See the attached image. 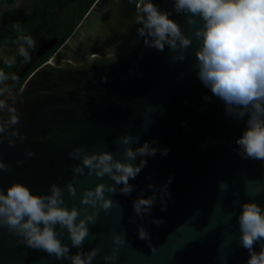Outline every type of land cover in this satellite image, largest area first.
Segmentation results:
<instances>
[{"label":"water","instance_id":"1","mask_svg":"<svg viewBox=\"0 0 264 264\" xmlns=\"http://www.w3.org/2000/svg\"><path fill=\"white\" fill-rule=\"evenodd\" d=\"M153 3L170 12L192 37L187 59L174 62L177 53L167 46L161 52L144 45L133 19L135 2L95 0L70 35L14 90L21 113L14 127L27 139H17L15 147L7 139L0 144V160L11 166L10 172L0 173V190L14 182L24 183L35 194H47L52 183L65 188L73 166L81 163L69 156L78 146L122 159L119 137L130 135L133 148L155 141L154 147L169 149L167 155L158 151L143 157L146 167L129 180L135 185L131 195L106 193L115 206L100 211L89 224L83 250L100 249L92 264H112L104 257L111 255L117 233L126 243L119 246L115 264H247L249 252L239 243L238 217L245 202L264 209V162L238 155L235 141L246 128L247 116L227 115L225 104L199 80L194 27L184 14L175 13L173 0ZM2 115L7 119L6 112ZM29 148L34 156L26 159ZM18 160L23 161L20 166ZM169 177L167 210L161 211L157 199L149 214L135 217L133 201L140 190L149 183L162 186ZM101 182L114 183L107 175L79 176L73 181L77 197L64 192L67 206L82 207L81 189ZM151 194L146 190L144 198ZM130 217L136 223H130ZM153 219L164 223L157 226ZM138 224L150 240L139 238ZM59 238L70 253L77 251L66 230ZM18 239L0 228V264H70L17 244ZM261 243L264 240L254 245L255 251Z\"/></svg>","mask_w":264,"mask_h":264},{"label":"clouds","instance_id":"2","mask_svg":"<svg viewBox=\"0 0 264 264\" xmlns=\"http://www.w3.org/2000/svg\"><path fill=\"white\" fill-rule=\"evenodd\" d=\"M133 2L137 35L143 38L144 45L161 52L167 46L177 53L172 57L174 62L185 61L193 39L170 18L171 13L160 10L153 0H129V3ZM173 9L177 14H184L187 23L194 27L193 35L198 44L195 49L196 74L201 83L225 104L227 115L238 119L247 116L246 128L235 141L238 155L264 162V0H173ZM81 39H84L83 34ZM19 41L18 54L25 62H30L28 49H34L36 42L27 35H21ZM15 62L14 58L5 61L8 66ZM9 79L15 81L18 78L0 70V144L7 139L9 146L15 147L17 139L25 141L27 136L14 127L19 123L21 113L15 106L19 96L6 84ZM20 103H23L22 99ZM5 112L7 119L2 115ZM116 143L124 146L122 159L115 158L109 151L88 153L83 146L73 148L69 156L81 163L73 166L72 180L65 188L52 183L47 194H35L24 183L14 182L6 191L0 190V228L19 237L17 244L42 250L57 260L92 264L100 249L85 252L82 246L89 236V224L96 222L100 211L107 212L115 206L106 193L131 195L135 185L129 180H134L146 167L147 160L143 157L155 156L158 151L166 156L169 151L154 147L155 141H146L133 148L130 146L132 137L127 134L119 137ZM32 156V149H26L25 158ZM137 157H141L138 164L135 163ZM22 163L16 161L17 166ZM10 171L11 166L0 160V173ZM84 175L99 178L107 175L114 183L101 182L94 188L81 189L82 207L73 205L69 208L64 192L66 190L75 199L77 188L73 181ZM171 179L169 177L162 186L149 183L146 189L140 190L133 201L135 217L142 219L149 214L157 199L161 202V211L167 210L165 197L170 196ZM118 185L122 187L118 188ZM148 189L152 194L144 198ZM135 217H130L129 222L136 223ZM152 223L159 226L164 220L153 219ZM238 223L239 243L249 252L247 264H264V243L259 252L254 250V245L264 240V209L254 201L243 203ZM137 229L141 240H150V234L142 224H138ZM65 230L71 247L77 249L74 254L59 238ZM112 239L111 255H106L104 260L115 264L119 246L126 240L118 233L113 234Z\"/></svg>","mask_w":264,"mask_h":264},{"label":"trees","instance_id":"3","mask_svg":"<svg viewBox=\"0 0 264 264\" xmlns=\"http://www.w3.org/2000/svg\"><path fill=\"white\" fill-rule=\"evenodd\" d=\"M15 0H0V8L7 7L0 13V47L7 46L10 51L0 55V70L10 77L18 68L25 66V75L13 86L16 91L35 68L45 62L55 49L70 35L84 14L95 0H21L19 7H14ZM21 35L31 36L40 41L55 42L56 45L43 55H31V64L18 54ZM30 49H28L29 51ZM14 58L15 64L8 66L6 59Z\"/></svg>","mask_w":264,"mask_h":264},{"label":"flooded vegetation","instance_id":"4","mask_svg":"<svg viewBox=\"0 0 264 264\" xmlns=\"http://www.w3.org/2000/svg\"><path fill=\"white\" fill-rule=\"evenodd\" d=\"M44 41H40L39 42V46H37V48H35V49H33L32 51H31V49L29 50V52L31 51L32 53L33 52H35V54H34V56H36V57H39V56H41V55H43L44 54V52L46 51V48H48L47 46L45 47L44 46ZM41 48V49H40ZM32 53L30 54V55H32ZM4 54V53H3ZM31 61L32 60H30V62H28V65H30L31 64ZM23 62H25L24 60H23ZM19 69V68H18ZM25 71V66H24V68L22 69V70H20L19 69V72H15V73H13L18 79L17 80H15V81H13V80H11V79H9V81H7L6 82V84L9 86V87H11L12 89H13V86H14V84L19 80V78H20V75L23 73ZM23 83V82H22ZM22 85V84H21ZM20 85V86H21ZM20 88V87H19ZM14 90V89H13Z\"/></svg>","mask_w":264,"mask_h":264},{"label":"rangeland","instance_id":"5","mask_svg":"<svg viewBox=\"0 0 264 264\" xmlns=\"http://www.w3.org/2000/svg\"><path fill=\"white\" fill-rule=\"evenodd\" d=\"M21 5V0H15L14 1V7H19ZM5 9H7V7H2V8H0V13L3 11V10H5ZM39 44V42L38 43H36L35 44V48H37V46H39L38 45ZM56 45V43L53 41V42H51V44L49 43V42H45V44H44V46L46 47H48V48H46V51L45 52H47V51H49L51 48H53L54 46ZM34 48V49H35ZM41 49V48H40ZM33 49H31V51H32ZM10 51V49L7 47V46H1L0 47V55H2L3 53H7V52H9ZM29 52V54H31L32 52ZM44 52V53H45ZM24 64V62L22 61L21 62V66ZM17 72H19V69L16 71V73ZM25 71L20 75V78L19 79H21L24 75H25Z\"/></svg>","mask_w":264,"mask_h":264}]
</instances>
